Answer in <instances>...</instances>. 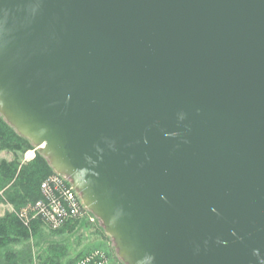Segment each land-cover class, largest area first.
I'll use <instances>...</instances> for the list:
<instances>
[{"label": "water", "instance_id": "obj_1", "mask_svg": "<svg viewBox=\"0 0 264 264\" xmlns=\"http://www.w3.org/2000/svg\"><path fill=\"white\" fill-rule=\"evenodd\" d=\"M0 115L123 264H264V0H0Z\"/></svg>", "mask_w": 264, "mask_h": 264}, {"label": "trees", "instance_id": "obj_2", "mask_svg": "<svg viewBox=\"0 0 264 264\" xmlns=\"http://www.w3.org/2000/svg\"><path fill=\"white\" fill-rule=\"evenodd\" d=\"M31 149V142L19 136L0 115V153L11 155L9 159L0 158V205H9L16 211L28 204L34 205L41 197V184L54 174L48 160L39 153L30 163H22L23 154ZM83 222V219H68L52 231L37 218L28 230L7 210L0 215V264H33L32 249L37 253L36 264H73L92 250L74 257L66 252L65 243L83 230ZM51 235L61 241L53 244L49 241Z\"/></svg>", "mask_w": 264, "mask_h": 264}, {"label": "rangeland", "instance_id": "obj_3", "mask_svg": "<svg viewBox=\"0 0 264 264\" xmlns=\"http://www.w3.org/2000/svg\"><path fill=\"white\" fill-rule=\"evenodd\" d=\"M39 153V149L33 146V149L26 151L22 156V163L28 164L34 160L36 154ZM40 154V153H39ZM11 155L7 153H0V158H10ZM2 192H0V195ZM32 204H28L25 207L14 210L9 205H0V215H3L7 210L14 213L18 220L28 230L33 221L37 220L32 214ZM84 227L81 232L72 238L68 243H65L67 255L74 257L77 253H83L85 250H90L86 255L81 256L73 264H123L117 257V252L114 248L113 241L104 233L102 224L97 219L94 222L89 220H83ZM87 226V227H85ZM46 230V229H45ZM53 231V230H52ZM46 233V232H45ZM49 241L54 243L60 242L58 236L51 235ZM91 246V247H89ZM87 247H89L87 249ZM32 263H37V253L35 249H32Z\"/></svg>", "mask_w": 264, "mask_h": 264}, {"label": "built area", "instance_id": "obj_4", "mask_svg": "<svg viewBox=\"0 0 264 264\" xmlns=\"http://www.w3.org/2000/svg\"><path fill=\"white\" fill-rule=\"evenodd\" d=\"M40 199L31 207L50 230L59 229L68 219L97 220L82 204L80 197L64 176L53 174L40 186Z\"/></svg>", "mask_w": 264, "mask_h": 264}]
</instances>
